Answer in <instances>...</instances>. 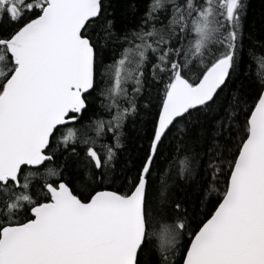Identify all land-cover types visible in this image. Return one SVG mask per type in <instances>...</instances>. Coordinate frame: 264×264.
<instances>
[{
    "label": "snow or ice",
    "instance_id": "obj_1",
    "mask_svg": "<svg viewBox=\"0 0 264 264\" xmlns=\"http://www.w3.org/2000/svg\"><path fill=\"white\" fill-rule=\"evenodd\" d=\"M0 0V264H264V11Z\"/></svg>",
    "mask_w": 264,
    "mask_h": 264
},
{
    "label": "trees",
    "instance_id": "obj_2",
    "mask_svg": "<svg viewBox=\"0 0 264 264\" xmlns=\"http://www.w3.org/2000/svg\"><path fill=\"white\" fill-rule=\"evenodd\" d=\"M249 3V16L253 19L258 18L260 13L264 11V0H249Z\"/></svg>",
    "mask_w": 264,
    "mask_h": 264
}]
</instances>
